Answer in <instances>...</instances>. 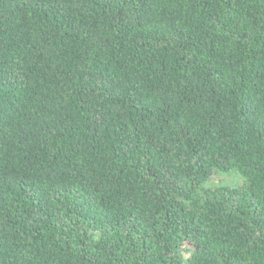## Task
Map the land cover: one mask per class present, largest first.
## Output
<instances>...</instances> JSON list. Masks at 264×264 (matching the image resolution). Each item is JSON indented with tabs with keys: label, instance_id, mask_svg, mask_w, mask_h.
I'll list each match as a JSON object with an SVG mask.
<instances>
[{
	"label": "trees",
	"instance_id": "1",
	"mask_svg": "<svg viewBox=\"0 0 264 264\" xmlns=\"http://www.w3.org/2000/svg\"><path fill=\"white\" fill-rule=\"evenodd\" d=\"M0 264H264V0H0Z\"/></svg>",
	"mask_w": 264,
	"mask_h": 264
},
{
	"label": "rangeland",
	"instance_id": "2",
	"mask_svg": "<svg viewBox=\"0 0 264 264\" xmlns=\"http://www.w3.org/2000/svg\"><path fill=\"white\" fill-rule=\"evenodd\" d=\"M234 180L236 179V176L234 174H217L214 177L211 178V185H228L230 186Z\"/></svg>",
	"mask_w": 264,
	"mask_h": 264
}]
</instances>
